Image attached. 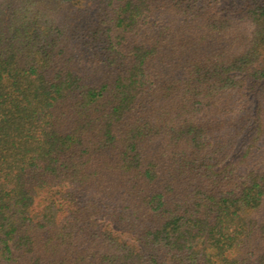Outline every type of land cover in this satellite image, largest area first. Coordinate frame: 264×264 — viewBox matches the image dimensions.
<instances>
[{
	"label": "trees",
	"instance_id": "16d2710c",
	"mask_svg": "<svg viewBox=\"0 0 264 264\" xmlns=\"http://www.w3.org/2000/svg\"><path fill=\"white\" fill-rule=\"evenodd\" d=\"M0 264H264V0H0Z\"/></svg>",
	"mask_w": 264,
	"mask_h": 264
}]
</instances>
